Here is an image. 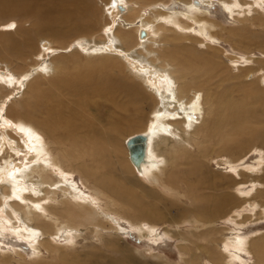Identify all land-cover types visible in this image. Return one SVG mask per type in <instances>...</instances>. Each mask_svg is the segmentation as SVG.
<instances>
[{"label":"bare ground","instance_id":"6f19581e","mask_svg":"<svg viewBox=\"0 0 264 264\" xmlns=\"http://www.w3.org/2000/svg\"><path fill=\"white\" fill-rule=\"evenodd\" d=\"M97 1L59 4L65 10L62 18L72 17L79 28L73 46L66 39L35 43L24 31L16 39L10 30L17 32L19 22L0 21V210L8 217L0 219L15 228L20 222L32 227L27 233L35 263L50 264L42 249L63 257L55 237H71L70 230L77 237L83 229L99 236L110 233L103 236L104 244L113 251L120 250L116 233L123 220L143 238L159 236L153 232L154 221L165 215L155 201L160 191L190 201L181 221L175 220L164 233L180 240L183 255L196 246L215 264H250L241 255L245 251L255 257L253 264H264L263 234L251 239L241 230L219 226L216 219L229 215L222 208L235 203L234 198L240 204L235 203L230 219L239 226L264 217V164L239 165L251 149L264 146V74L262 68L243 64L237 76L242 80L230 81L233 67L221 60L213 42L220 35L230 41L243 39L249 30L264 32V0ZM214 1L241 24L228 27L212 18L207 6ZM42 2L0 0V14L17 13L14 6L29 11L54 7ZM57 42L61 48H55ZM96 73L114 77L109 88V83L102 84L107 102L95 101L93 114L87 93L103 98L97 92L102 85L92 81ZM148 99L154 107L143 124L140 120L147 115L139 113ZM9 120L16 130L8 127L4 132ZM136 125L146 127L141 128L146 143L138 163L130 158L128 137H123ZM18 150L30 153L23 162L15 161ZM224 151L230 156L227 176L236 195L210 192L200 197L189 179L193 169L183 172V167H198L201 156L220 158ZM74 172L89 183L90 194L69 179ZM249 182L254 188L247 189ZM210 185V190L219 189L215 182ZM200 201L207 203L199 206ZM186 221L190 226L182 228ZM2 253L0 264H12L10 254L5 255L9 252ZM123 253L133 261L127 250ZM14 254L20 257L17 264L29 263L23 252L16 249ZM191 254L187 264L195 262Z\"/></svg>","mask_w":264,"mask_h":264},{"label":"rangeland","instance_id":"374dc122","mask_svg":"<svg viewBox=\"0 0 264 264\" xmlns=\"http://www.w3.org/2000/svg\"><path fill=\"white\" fill-rule=\"evenodd\" d=\"M43 1L47 3V5L49 6L54 5V7L50 11L47 10L46 8H43V9L40 8L39 11L37 10L29 11L26 8H24V10H21V8H19L18 6H14L12 7V9L14 8L17 11V13H12V12L10 13L9 11H7V14L5 16L3 14H0V21L3 18H8L7 23L8 22L12 23L16 21L19 22L21 29L19 28L17 32L14 31L13 28H11L10 30L11 35H13V37H15L16 39L18 38L21 39L23 37V31H24L26 34L30 36V38L33 39L35 43L36 41L38 42L41 38L55 39V40H58L59 42L62 39H66L67 42H69L71 46H73L74 45L73 43L76 42V41L74 42L73 39L78 35L79 28L75 26L76 21L74 22V19L72 20V17L69 19V21L64 20L62 18L64 16L65 10L59 6V4H63L70 0H43ZM97 2H100V1L98 0ZM45 3L42 2L43 5H45ZM219 3H220L219 1H214L213 4L211 3L207 6L209 8V12H211L210 16H212V18L215 17L214 19H218L222 21L223 24L224 25L226 24V26L228 27L234 24H237V23L241 24V22L237 21L235 17L228 16L229 13L226 10L220 9L221 5ZM56 4H58L57 7H55ZM99 5H102L101 2L99 3ZM44 9H46L47 12H45ZM176 9L178 10L179 8H176ZM253 31L255 30L247 31L245 33V36H243V39L240 36H237L236 38L237 41L235 39L230 40V41L226 40L221 35L217 36L218 39L216 38V40L213 41L215 44H217V47L219 48V51H220L219 57H221V60H224L223 62H225L226 64H229V65L231 64V66L233 67V71L231 75L233 76V80L231 79L230 81L235 80L234 82H236V81L242 80L241 77H240L241 78L240 80V78H237V76L239 75V72L242 71L241 68L243 67V64H245V66H252L253 69L262 68L263 74H264V69H263L264 63L256 61L258 60V58L264 59V47L261 46V44L264 43V37H263L264 32H261L262 33L261 34L260 32L255 33ZM250 32H253V33L249 35L248 33ZM236 42H240L241 44L236 46V44H238ZM55 48H61L58 42L55 43ZM250 59H255L256 62H253ZM1 63H2V59L0 58V64ZM240 74L242 75V73ZM106 75L108 76V73L107 74L102 73V75L98 73L94 74L92 78L93 83H95V85H97L98 87L102 84L109 83L107 84V87L109 88V85L111 84L110 80L114 77V75L111 74L109 75L110 77H105ZM106 79L108 80V82ZM225 84H228V83L226 82ZM255 85L257 86V83ZM100 87L101 89L99 88L98 89L99 91L97 92H100L103 98H100L99 94L98 96L94 94L95 99L93 100L94 96L92 95L91 92L87 93L88 95H90L88 96L89 98L86 95V100L88 101L87 103L89 104L88 106L92 108V109L89 108V112L93 114H94L93 109L98 108L97 102L100 99L102 101L105 100L106 98L105 96H107V93H108L105 87H103V85ZM125 90H127V88H125ZM140 101H143V100H138V102ZM147 101H148L147 102L148 104L145 103L146 106L143 105L144 111L142 109H141L142 110L141 112L139 111L140 112L139 116L147 115L145 116V119H141V120L139 119L140 121H143V124H146L147 118L150 116L151 110H153V107H154V105L152 104L153 102L151 103L152 101L151 99H148ZM150 104H152L151 107H150ZM143 112L144 114H142ZM263 116H264V109H263ZM136 120H137V117H136ZM9 121L11 122L12 120H9ZM13 122L14 121L11 122V125L13 124ZM126 124L124 125L126 126ZM11 125L4 126L3 131L6 132V129L8 127L10 128L13 127L12 129L16 130L15 124H13V126ZM141 128L142 126L136 125L135 128L126 131L123 134V137L125 138L130 137L131 135L137 132H141L143 129ZM262 147L256 146L253 149H251L248 155H246L245 160L240 161L239 165L241 164L240 166L242 167H251V166L253 167V166L259 165V163L264 164V146ZM245 150H248V148ZM18 151H19L18 154L15 155L16 162H23L24 158L26 157V153L30 154L28 151H23V150H18ZM244 152L245 151H243L242 153ZM222 153H223V156H221L220 158L216 156L217 154H212L213 156L208 155L207 157L201 156L202 158L201 162H203V164H201L198 167L195 164L189 167L187 166L183 167V172H185L186 170L189 171L190 168L193 169L191 170V172L192 171L193 172L192 174L189 175V179H191L197 184L196 193L200 195V197H203L205 194L208 195L210 194V192H213L214 194H217V195H221L222 193L224 194L227 192H230V193L232 192L236 195V193L233 191L232 186H229L230 183L228 180H230V176H227L229 175L228 174L229 171H231V168L229 170V164H231V162H229V160L227 159L230 156L227 153V151H224ZM213 157L215 161L220 162V163H216L215 161H212L211 159ZM236 159H238L237 156L235 160ZM224 161H227L228 165ZM69 179H72L73 182L76 185H78V189L81 191L83 190L84 194L91 193L89 183H86L82 179L81 174L74 172L73 178L71 177ZM212 182H215L219 186V189H218L219 191L210 190V186H211L210 184ZM246 185H247L246 186L247 189L248 187L249 189L254 188L251 182H249ZM243 186L245 187V185ZM180 198L182 199L180 200L176 198L175 196L170 197L159 191L158 197L155 201L158 202L157 204H159L158 206H160L161 211L165 213V215L161 219H159V221L158 220L154 221L156 222V225H155L156 230L155 232H153V235L157 234L159 236L154 235V236L149 237L148 235V237L143 238L135 227H132V225L130 226V224L127 223L126 220H123L122 225H121L123 228H119L118 233H116L119 235V238H120L118 242L119 249H120L119 251L118 250L113 251L114 249H112V247H108L106 243L104 244V237H110L109 236L110 233L108 234L107 232H105L106 234L104 233V235L99 236V235L91 234L88 230H85L86 231L85 232L83 229L82 231H79L80 235L78 237L74 234L73 230H70L73 233L71 237H67L66 235H64V233H59L58 235H56L57 238L55 237V242L63 247V251H62L64 255L63 257L52 254L50 251H48L45 248L42 249L44 253L43 256L47 258L48 261H51L49 262L50 264H187V262L185 261V258L191 257L192 256L191 253L194 252L195 253L194 264H215L214 263L215 259L213 261V259L210 257V255L207 252L200 251L196 246H193V248H191V251L189 253L183 255V252L179 249L180 240L174 237L173 235H168V236L166 234L164 235L165 230L167 229V226L174 223L175 220L181 221V216L183 213L182 211L184 210L183 207L187 208V205L189 206L190 204V201H188V199H185L183 197H180ZM147 200L149 199L147 198ZM234 200L236 201L235 203H237L238 205L240 204V201H237L238 199L234 198ZM199 203H200L199 206H203L207 203V201H200ZM235 203L234 202L225 203L222 210L224 209L225 214L229 213V215L224 218L223 216L222 217L220 216L219 218L217 217L216 219H218V225L227 226L228 228L233 229L235 232L237 231L239 232V230H241L239 232L241 235H248L251 237V239L260 234L264 235V217L261 220H255V221L252 220V221H249L248 224H244L240 226L236 224V221H234L233 219H230L231 209L234 206H236ZM199 206L195 209L201 208ZM167 208L168 210L165 211L164 209H167ZM0 214L4 215V217L3 215H0L1 216L0 218H5V217L8 218L5 210H0ZM253 218H256V217H253ZM172 219H173V222L171 221ZM0 220L3 221L4 219H0ZM20 223L19 225L20 226L22 225V226L17 227L19 230H16L17 228H15L14 225L9 224L7 222L1 223L0 225L1 226L0 227V251H1L0 256H3L1 255L2 252H4V254L6 252H9V253H6L5 255L9 256L8 254H10L9 256L11 257L10 260L13 262L11 263L17 264L18 259H20V257L14 254L15 250L17 249L23 252L25 255H27L26 258L28 257V261L30 260L28 264H36L35 263L36 261L34 259V253L32 251V240L30 239L31 238L30 233L29 234L27 233L28 231H30L32 227H30L26 223L25 224L24 223L20 224ZM181 224H182V228H186L187 226H190L188 222L186 224H183V223ZM23 225L24 226L26 225L28 227L24 228ZM20 231H22V233ZM25 231L27 234L25 233ZM229 234L231 235L233 234V232ZM68 240L69 241L71 240L74 242L70 241L71 243H68L67 242ZM4 249H6V252ZM126 250L133 257L132 259L133 261H130V259H127L124 257L123 251H126ZM58 253H60V251H58ZM247 253L248 252H245V251L241 252L242 257L245 259L244 261L246 262L248 261V263L250 262V264H253V262H255L256 260L255 257L253 256V254L251 253L247 254ZM240 263L243 264L241 261L236 260V264H240Z\"/></svg>","mask_w":264,"mask_h":264},{"label":"water","instance_id":"95a60500","mask_svg":"<svg viewBox=\"0 0 264 264\" xmlns=\"http://www.w3.org/2000/svg\"><path fill=\"white\" fill-rule=\"evenodd\" d=\"M127 146L130 158L138 163L145 152L146 136L145 133L137 132L127 138Z\"/></svg>","mask_w":264,"mask_h":264}]
</instances>
